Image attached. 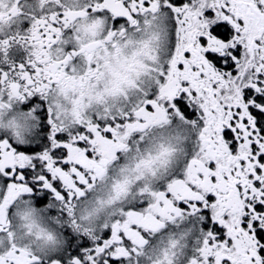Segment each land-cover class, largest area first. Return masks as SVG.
<instances>
[{"label":"snow or ice","instance_id":"obj_1","mask_svg":"<svg viewBox=\"0 0 264 264\" xmlns=\"http://www.w3.org/2000/svg\"><path fill=\"white\" fill-rule=\"evenodd\" d=\"M0 264H264V0H0Z\"/></svg>","mask_w":264,"mask_h":264}]
</instances>
